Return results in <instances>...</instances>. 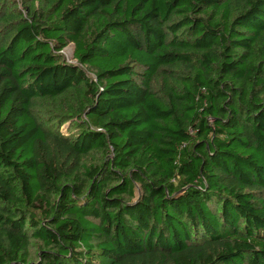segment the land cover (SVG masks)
<instances>
[{
  "label": "trees",
  "instance_id": "1",
  "mask_svg": "<svg viewBox=\"0 0 264 264\" xmlns=\"http://www.w3.org/2000/svg\"><path fill=\"white\" fill-rule=\"evenodd\" d=\"M0 264H264V0H0Z\"/></svg>",
  "mask_w": 264,
  "mask_h": 264
},
{
  "label": "rangeland",
  "instance_id": "2",
  "mask_svg": "<svg viewBox=\"0 0 264 264\" xmlns=\"http://www.w3.org/2000/svg\"><path fill=\"white\" fill-rule=\"evenodd\" d=\"M13 1H17V0H13ZM21 5V2H17ZM60 55L62 56L63 60L69 62V63H73L76 64V60L73 57V53H74V43H69L63 50H61ZM78 65V64H77ZM80 66V65H79ZM86 70V69H84ZM90 77L94 78V75L92 73L89 74ZM70 125L69 123H66L62 126L61 130L63 131V133L68 134V127ZM78 128L76 127H72V130L70 132H77ZM138 194V193H137Z\"/></svg>",
  "mask_w": 264,
  "mask_h": 264
}]
</instances>
